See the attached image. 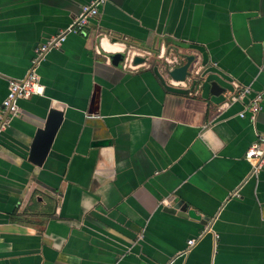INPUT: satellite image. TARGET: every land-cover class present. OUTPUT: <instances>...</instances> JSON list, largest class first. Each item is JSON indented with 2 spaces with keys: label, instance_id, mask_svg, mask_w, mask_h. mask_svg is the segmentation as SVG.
I'll use <instances>...</instances> for the list:
<instances>
[{
  "label": "crops",
  "instance_id": "1",
  "mask_svg": "<svg viewBox=\"0 0 264 264\" xmlns=\"http://www.w3.org/2000/svg\"><path fill=\"white\" fill-rule=\"evenodd\" d=\"M96 1L0 0V106ZM39 75L0 147V264H264V170L246 160L264 135V0H107ZM258 95L256 120L241 118ZM53 109L64 117L37 167ZM179 203L202 220L167 211Z\"/></svg>",
  "mask_w": 264,
  "mask_h": 264
},
{
  "label": "built area",
  "instance_id": "2",
  "mask_svg": "<svg viewBox=\"0 0 264 264\" xmlns=\"http://www.w3.org/2000/svg\"><path fill=\"white\" fill-rule=\"evenodd\" d=\"M107 0H98L91 4L85 5L82 12L77 17L74 25L66 31L60 33L53 38L49 43L40 46L35 53V58L32 60L31 68L26 77L22 80L10 81L7 97L0 106V147L2 146L3 133L10 127L13 119L20 116L19 101L28 99L34 95L43 94V86L41 85L39 68L47 55L53 50L60 49L62 43L70 33H82L90 24V21L99 15L100 8ZM252 93L250 87L239 89L236 94L227 96V104H235L242 101L246 96ZM262 95H258L252 104L240 114L241 118L246 117V113L250 114L251 120L255 121L257 115L262 110ZM246 160L252 167V174L258 175L264 170V135L250 147L246 153ZM196 244L195 240L189 241V248H193Z\"/></svg>",
  "mask_w": 264,
  "mask_h": 264
},
{
  "label": "water",
  "instance_id": "3",
  "mask_svg": "<svg viewBox=\"0 0 264 264\" xmlns=\"http://www.w3.org/2000/svg\"><path fill=\"white\" fill-rule=\"evenodd\" d=\"M126 60V54H116L111 56V61L114 66L119 67L124 61ZM136 63L144 62V59L137 58L135 60ZM192 63V58L187 60V63L184 65L175 67L172 70H168L169 75L177 82H185L187 77H189L190 73V66ZM223 92L218 84H212V93L216 96L220 95ZM63 113L51 110L48 116L47 122L43 129H39L36 133L34 138L31 150H30V161L37 167H43L50 150L53 145V141L55 136L61 126L63 120ZM102 145H106L107 143H101ZM169 213L178 214L181 217L191 218L197 221H201L202 217L199 216L194 210L188 209V206L184 205L183 203H179L175 205L173 208L167 210ZM208 220V219H206Z\"/></svg>",
  "mask_w": 264,
  "mask_h": 264
}]
</instances>
